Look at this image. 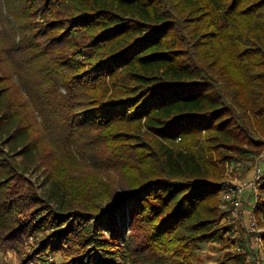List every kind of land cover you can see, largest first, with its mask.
I'll use <instances>...</instances> for the list:
<instances>
[{"label":"trees","instance_id":"obj_1","mask_svg":"<svg viewBox=\"0 0 264 264\" xmlns=\"http://www.w3.org/2000/svg\"><path fill=\"white\" fill-rule=\"evenodd\" d=\"M5 1L0 242L38 235L18 264H145L210 240L224 164L264 150V0ZM35 173L58 194L30 188ZM255 190L264 247V173Z\"/></svg>","mask_w":264,"mask_h":264},{"label":"rangeland","instance_id":"obj_2","mask_svg":"<svg viewBox=\"0 0 264 264\" xmlns=\"http://www.w3.org/2000/svg\"><path fill=\"white\" fill-rule=\"evenodd\" d=\"M4 2L6 1L0 0V13ZM5 28V31L11 30L8 25ZM243 156L248 159H242L239 162L234 161V164H224V173L227 180L226 186L242 181L254 182L255 176L261 179L262 173H264V150L260 155H256L255 157L250 152L244 153ZM249 157L252 158L249 159ZM79 168L81 170L85 167L83 164H80ZM89 171L92 173L91 169ZM101 175L104 176L105 184L108 183L113 189H119L120 194L123 193L124 183L118 171L110 169L102 172ZM25 178L28 179L27 183H30L28 186L42 196L51 197L55 193L58 194V190H55L50 181L45 176H42L41 173L26 174ZM15 187L17 191H25L23 184L17 183ZM252 194L254 195L252 188L243 192L241 197L242 205L237 210H234L228 203H224L221 196V208L225 212V217L220 222V229L214 233V236L210 240L189 244L187 250L175 246V251L172 255L163 253H152L149 256L143 255L145 264H224L228 256H235L239 253L245 255L247 264H264V247L258 235L262 229L255 228L254 231H251L248 228V223L253 216L251 204L249 203ZM84 206L90 207L91 203L84 201ZM67 207L78 208L80 211L87 209V207L83 206H74L72 202ZM66 226L67 224L53 228L50 231L61 230ZM76 226L77 223L75 224ZM85 227L86 225H83V228ZM24 234L26 235L19 236L20 234H17V239L11 240L9 246H4L0 242V264H18L20 253L16 254L14 249L20 250L21 253L26 252L29 254L36 246L38 235L32 236L27 231ZM134 255L137 254L135 253ZM46 260L47 264H61L63 255L58 253L48 257L46 256ZM126 264L132 263L128 260ZM227 264H234V261L231 260Z\"/></svg>","mask_w":264,"mask_h":264},{"label":"built area","instance_id":"obj_3","mask_svg":"<svg viewBox=\"0 0 264 264\" xmlns=\"http://www.w3.org/2000/svg\"><path fill=\"white\" fill-rule=\"evenodd\" d=\"M259 179L260 177L255 176L254 182L242 181V182H238L237 184L228 185L222 194L223 202L228 203L234 210L239 209L242 205L241 197H242L243 192L249 188H252L253 193L255 195L256 193L255 188H256L257 183L259 182ZM248 228L251 231L255 230L256 223L254 220V216H252V219L248 223Z\"/></svg>","mask_w":264,"mask_h":264},{"label":"crops","instance_id":"obj_4","mask_svg":"<svg viewBox=\"0 0 264 264\" xmlns=\"http://www.w3.org/2000/svg\"><path fill=\"white\" fill-rule=\"evenodd\" d=\"M253 194L251 195V199H250V201H249V203L251 204V202H252V199H253Z\"/></svg>","mask_w":264,"mask_h":264}]
</instances>
